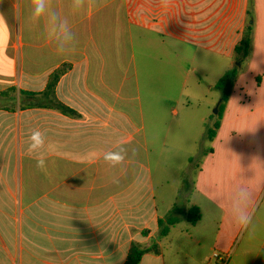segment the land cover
Wrapping results in <instances>:
<instances>
[{
  "label": "crops",
  "instance_id": "obj_1",
  "mask_svg": "<svg viewBox=\"0 0 264 264\" xmlns=\"http://www.w3.org/2000/svg\"><path fill=\"white\" fill-rule=\"evenodd\" d=\"M55 4L68 15L69 0ZM25 13V0L0 3V264H124L134 241L160 249L140 264H175L178 250L173 262L165 256L175 227L160 237L158 222L180 204L183 181L178 194L159 196L167 173L156 183L151 153L156 163H177L180 133L198 121L200 102L184 103L181 92L166 88L154 93L151 84L181 89L185 50L193 58L217 54L226 62L220 78L239 67L216 136L198 154L192 193L219 216V251L229 255L241 236L233 264H264V0H101L84 15L68 16L79 43L64 57L26 26ZM248 25L250 56L240 64L235 48ZM208 90L217 91L215 84ZM213 96L203 124L214 125L209 111L220 93ZM33 133L43 139L36 151ZM109 152H122L124 161L112 167L103 159ZM38 159L46 161L43 170ZM239 187L251 193L246 231L229 215Z\"/></svg>",
  "mask_w": 264,
  "mask_h": 264
},
{
  "label": "rangeland",
  "instance_id": "obj_2",
  "mask_svg": "<svg viewBox=\"0 0 264 264\" xmlns=\"http://www.w3.org/2000/svg\"><path fill=\"white\" fill-rule=\"evenodd\" d=\"M196 54L198 57L193 58L194 52L183 51L182 68L184 72H188V77L184 78L186 82L183 83L181 89L178 84L157 82L151 84L152 92L154 93L163 92L162 88H166V91L172 94H179L181 92L184 95V103L188 99L200 102L199 105L194 107L196 114L193 117V121L195 119L198 121L191 123V126H185L180 133H183V139L179 147L183 150L181 158L178 159L177 163H156V150L153 151L155 154L151 153V167L158 180L156 183L159 182V173L164 174L161 171H166L167 173V183L163 186L157 185V194L159 196L164 194V199L170 198V196L178 194L183 181L182 192L184 195L181 196L179 204L181 207L178 206L182 209L185 207V211L188 210V207L196 206L200 209L201 213V222L199 221L200 223L197 226H192L184 219L175 226L169 237L170 240H173V244L171 246L169 244L166 247L165 256L166 261L173 262L174 260L175 264H233L237 261L236 255L239 251L241 236H238L232 244L229 255L219 251L214 245L215 236L219 228V216L214 210L209 209L210 204L204 196L196 192L192 193L196 175L202 167V154L211 146V143L207 140V131L213 128V123L207 122L203 124L201 122V119L208 114L205 103L211 102V99L214 97L213 95L219 94L215 90L212 93L209 92L208 86L215 84L219 80L226 62L218 57L217 54L212 55L208 53L205 56L200 52ZM157 75H154L152 79L157 81L160 78ZM216 111V107L209 111L210 117L214 121L217 119L218 111ZM171 135L174 141L177 140L175 137L178 136V132L175 126ZM203 135L206 138H203ZM199 153L202 154L198 155ZM188 154H193L192 163L190 164L186 159ZM175 250L179 251V255H176V258L173 259L172 251ZM215 255H218V257H215ZM261 262L264 263V261H260L259 263Z\"/></svg>",
  "mask_w": 264,
  "mask_h": 264
},
{
  "label": "clouds",
  "instance_id": "obj_3",
  "mask_svg": "<svg viewBox=\"0 0 264 264\" xmlns=\"http://www.w3.org/2000/svg\"><path fill=\"white\" fill-rule=\"evenodd\" d=\"M168 0H165L167 4ZM3 3V0H0ZM101 0H69L68 15H64L55 4V0H25V24L29 29H39L44 39L53 45L55 55L59 57L74 55L78 47V36L74 31L68 16H80L95 9ZM39 133H33L30 149L36 151L43 146ZM123 147V146H122ZM138 149H134V152ZM105 162L112 167L121 164L125 155L122 152H109L103 156ZM36 167L43 170L46 167L44 159L36 161ZM114 183L119 180L112 178ZM251 193L244 187H239L229 205V215L234 224L246 231L252 222L253 212L250 210Z\"/></svg>",
  "mask_w": 264,
  "mask_h": 264
},
{
  "label": "trees",
  "instance_id": "obj_4",
  "mask_svg": "<svg viewBox=\"0 0 264 264\" xmlns=\"http://www.w3.org/2000/svg\"><path fill=\"white\" fill-rule=\"evenodd\" d=\"M253 40V27L248 25L242 33V38L235 48L236 59L238 63H243L248 60L251 51ZM239 75V67H233L227 70L221 78L215 83V89L220 93V105L218 107L217 119L214 122L213 128L207 131V139L214 140L216 132L220 127L221 119L232 93L235 81ZM57 76L52 79L48 90L54 86ZM57 107L64 111L68 109L62 104H57ZM182 219L186 220L189 224L195 226L201 220L200 209L192 206L189 210L185 211L179 206L173 207L169 215L164 219H160L158 224L160 228V237H167L171 229L175 227ZM160 249L157 244L145 246L139 242H132L130 244L128 254L124 264H140L144 255L148 253H159Z\"/></svg>",
  "mask_w": 264,
  "mask_h": 264
},
{
  "label": "water",
  "instance_id": "obj_5",
  "mask_svg": "<svg viewBox=\"0 0 264 264\" xmlns=\"http://www.w3.org/2000/svg\"><path fill=\"white\" fill-rule=\"evenodd\" d=\"M219 105H220V101H219V103H218V105H217V107H216V108H217V111H218V107H219ZM217 111H216V112H217Z\"/></svg>",
  "mask_w": 264,
  "mask_h": 264
},
{
  "label": "built area",
  "instance_id": "obj_6",
  "mask_svg": "<svg viewBox=\"0 0 264 264\" xmlns=\"http://www.w3.org/2000/svg\"><path fill=\"white\" fill-rule=\"evenodd\" d=\"M215 257H218V255H215Z\"/></svg>",
  "mask_w": 264,
  "mask_h": 264
}]
</instances>
